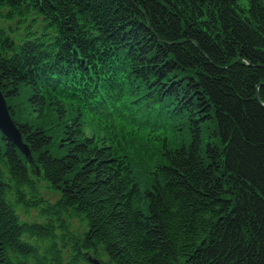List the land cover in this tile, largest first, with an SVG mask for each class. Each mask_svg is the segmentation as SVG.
<instances>
[{"label":"trees","instance_id":"obj_1","mask_svg":"<svg viewBox=\"0 0 264 264\" xmlns=\"http://www.w3.org/2000/svg\"><path fill=\"white\" fill-rule=\"evenodd\" d=\"M0 90V264H264V0H0Z\"/></svg>","mask_w":264,"mask_h":264},{"label":"water","instance_id":"obj_2","mask_svg":"<svg viewBox=\"0 0 264 264\" xmlns=\"http://www.w3.org/2000/svg\"><path fill=\"white\" fill-rule=\"evenodd\" d=\"M259 98V95L257 96ZM0 130L12 142H14L25 155H30V151L26 144L22 142L20 131L9 114L6 101L0 90ZM93 264H100L97 260H92Z\"/></svg>","mask_w":264,"mask_h":264},{"label":"rangeland","instance_id":"obj_3","mask_svg":"<svg viewBox=\"0 0 264 264\" xmlns=\"http://www.w3.org/2000/svg\"><path fill=\"white\" fill-rule=\"evenodd\" d=\"M38 183H39V189H40V191L47 197V198H49L50 200H52V201H55L57 198H58V196H59V193L57 192V191H55V190H53L51 187H50V185H49V183H47V182H45V181H43V180H41V181H38ZM32 218H35V213H32ZM73 224H74V227L76 228V229H83L84 227H85V225H84V223L83 222H81V221H79V220H75L74 222H73ZM79 264H88L87 262L86 263H79Z\"/></svg>","mask_w":264,"mask_h":264}]
</instances>
